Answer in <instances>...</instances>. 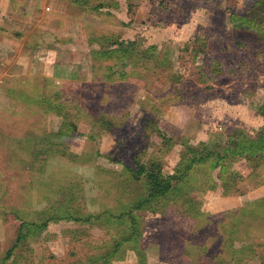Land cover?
I'll return each mask as SVG.
<instances>
[{
	"label": "rangeland",
	"instance_id": "1",
	"mask_svg": "<svg viewBox=\"0 0 264 264\" xmlns=\"http://www.w3.org/2000/svg\"><path fill=\"white\" fill-rule=\"evenodd\" d=\"M263 135L264 1L0 0V264H264ZM138 162L174 178L134 211Z\"/></svg>",
	"mask_w": 264,
	"mask_h": 264
},
{
	"label": "trees",
	"instance_id": "2",
	"mask_svg": "<svg viewBox=\"0 0 264 264\" xmlns=\"http://www.w3.org/2000/svg\"><path fill=\"white\" fill-rule=\"evenodd\" d=\"M264 0H259V2H263ZM242 20V19H241ZM243 21H245L243 19ZM105 40H113V49H106V50H102V51H94V55L96 56V58H98L99 56H107V60L108 61H119V60H125L127 57V53H128V49L125 46V42H117V40L115 41V37H104ZM110 50V51H109ZM134 55L131 54V57H133ZM100 58V57H99ZM132 60V59H131ZM133 61V60H132ZM138 61H141L140 58H138ZM134 64V63H133ZM59 94H56V96H58ZM58 102V100H53L52 103H56ZM51 103V104H52ZM55 109H57V106H55ZM54 109V110H55ZM56 113L59 117H64L63 115L66 114H62L61 112H59V110H56ZM65 120H63L64 122ZM66 125V124H64ZM63 126V124H62ZM264 136V135H263ZM239 149L237 152V154H239V156H242L244 154L250 153V154H255V152L260 151V150H264V140L259 142H244L241 141L239 144L236 145ZM246 147V149H245ZM36 153L37 154H42L45 153L48 150V146L47 145H40L37 148ZM189 154H190V158L188 157V161H189V165L185 166L186 171L189 169H192L194 166H196V164H199L200 162L205 161L206 159L208 160L211 157H215L217 156L219 158V154L214 152V151H210L208 149L205 150H201V149H197V148H190L189 150ZM187 157V155H186ZM148 165L145 164H140L139 162L137 163V171H134L133 169H129L131 171L132 176H135V178L139 179L142 176L146 177L147 180V184H148V197L145 199L144 202L140 203L139 205H137L136 208H134V211L140 210L141 208L149 205L153 200L159 198V197H165L166 195H168L172 190H173V176L165 179L162 176V170H161V163L159 162H152L150 164L149 167H147ZM179 179L177 178L176 181H178ZM98 218V217H97ZM131 220L130 219V215L129 214H121L119 216V220H123V222H120V225H123L125 222ZM92 217L86 219V222H91L92 223ZM131 222V221H130ZM133 222V221H132ZM41 224H37L35 226H38ZM47 226V223H44L42 225V227ZM33 224L32 223H22L20 231L18 232L17 235V239H16V244L13 246L12 249H10L7 253V257L6 260H9L12 255L13 252L15 251V249H17L25 240H27L30 236L29 232H25V229L28 230L29 228H31L33 230ZM126 240L131 241L134 240L133 236L132 237H125ZM121 247L120 242H116L115 243V249H119ZM116 251V250H115ZM114 252H109L108 254H104L102 256V260L104 262V264L108 263V260L111 259L113 257ZM111 261V260H110ZM109 261V262H110Z\"/></svg>",
	"mask_w": 264,
	"mask_h": 264
},
{
	"label": "crops",
	"instance_id": "3",
	"mask_svg": "<svg viewBox=\"0 0 264 264\" xmlns=\"http://www.w3.org/2000/svg\"><path fill=\"white\" fill-rule=\"evenodd\" d=\"M27 5V4H26ZM2 46V45H1ZM7 46H10L9 44H7ZM28 48H30L29 47V45L28 44H25V45H23L20 49H19V51L17 52L18 53V57L17 58H21V57H23L24 58V60H26L27 62H30L31 60H34V58H35V56H34V54H33V51H31L30 53L28 52ZM23 49H24V51H23ZM34 49V48H33ZM42 57V59H47V62H49L50 61V59H52V61H54V62H59V60L55 57V56H53V57H51L50 55H49V52H44L43 53V55L41 56ZM41 59V60H42ZM56 59V60H55ZM55 63V64H56ZM57 65V64H56ZM54 68H53V71H52V73H51V76L50 75H41V76H39V77H37V78H39V79H42V80H44L45 79V77L46 78H53L55 81H59V80H57L58 78H56L55 77V75H54ZM77 74V73H76ZM72 74V75H70V78H72V79H75V80H77L78 81V79H79V75L77 74ZM29 76H33V75H29ZM66 81V80H65ZM49 82V81H48ZM68 88H70V87H68ZM58 89H61V88H58ZM56 94H59V93H56ZM51 115H54L55 117H56V119H59V118H57V117H59L57 114H51Z\"/></svg>",
	"mask_w": 264,
	"mask_h": 264
}]
</instances>
